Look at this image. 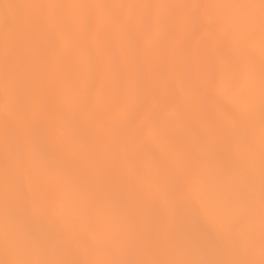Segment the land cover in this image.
I'll list each match as a JSON object with an SVG mask.
<instances>
[{
	"label": "snow or ice",
	"instance_id": "obj_1",
	"mask_svg": "<svg viewBox=\"0 0 264 264\" xmlns=\"http://www.w3.org/2000/svg\"><path fill=\"white\" fill-rule=\"evenodd\" d=\"M0 8V264H264V0H25ZM202 25L234 59L206 64L198 50L183 54L191 116L174 140L153 131L163 145L155 153L144 127L161 108L180 111L172 93L181 53L168 41ZM75 30L97 41L94 51L57 42ZM37 37L50 42L42 62ZM130 54L147 65L156 57L165 74L154 72L146 84L134 64L122 71ZM62 56L81 65L70 81L55 72ZM101 71L111 95L95 88ZM205 93L229 99L226 124L200 118ZM114 140L149 153L145 180L118 176L121 155L109 151ZM210 143L220 164L214 170L207 164ZM68 166L119 184V207L87 179L69 183ZM180 214L187 226L177 227Z\"/></svg>",
	"mask_w": 264,
	"mask_h": 264
},
{
	"label": "bare ground",
	"instance_id": "obj_2",
	"mask_svg": "<svg viewBox=\"0 0 264 264\" xmlns=\"http://www.w3.org/2000/svg\"><path fill=\"white\" fill-rule=\"evenodd\" d=\"M25 2V0H0V4L3 3H18ZM38 2V0H37ZM52 2L58 3H74V4H87V3H100V4H116V3H231L242 2V0H52ZM3 14V9L0 8V15ZM101 40L107 39L105 32L101 33ZM162 38H158L154 42V46L159 44ZM58 43H64L69 49L76 47L83 50L85 54H89L95 50L97 41L90 38L87 34L81 33L78 30L73 33L58 38ZM181 56L178 57V68L180 71L177 74L176 87L172 93V103L179 107V113H174L166 108L158 110L155 117V123L151 126H145L143 129V139L146 143L151 145L153 152L161 153L163 145L160 139L153 134L155 130L159 137H167L169 140L177 138L183 127L184 120L191 116V108L188 104L184 94V81L181 79L183 76V54L191 51H199L205 60L208 62L214 61L218 56H223L229 62L234 59V54L231 48L227 45H223L220 41L212 38L206 28L202 25L199 30L192 33L185 29L182 32L177 33L174 37L168 41ZM49 40L37 37L35 56L38 61H43L45 53L49 47ZM114 58L120 57L119 47L112 50ZM257 62L259 58V48L257 47L255 52ZM142 73L145 83H150L153 73L165 74L166 69L163 64L156 58H153L152 64L147 65L142 60L136 59L130 54L129 62L127 65L121 61V70L127 72L128 68L132 65ZM81 70L80 63L71 56H62L56 61L55 72L57 77L61 81H70L72 77ZM95 88L103 91L106 95H111L112 83L109 78L101 71L95 76ZM162 95L167 96V90H162ZM200 113L201 119L209 120L216 125L226 124L227 109L231 107L229 99L222 94L210 95L205 93L200 99ZM65 115L69 118L72 113L71 110H66ZM3 116L0 114V125H2ZM225 131L227 129L225 128ZM109 151L112 153L121 155V162L117 169L119 177L130 180L133 183L146 179L145 164L151 157L147 152H137L133 144H122L119 140H114L109 145ZM2 153H0V164H2ZM111 165V161L108 162ZM207 164L210 170L218 169L220 164L217 154V145L210 143L207 152ZM153 172L158 171V165L156 162L152 164ZM65 175L69 183L78 182L84 179L89 180L97 187L101 188L105 195L109 198L112 207H119L124 192L119 184H111L104 180L99 174L86 175L83 171L78 170L72 166H68L65 170ZM227 179V177H224ZM23 211H19V217L23 221ZM181 225L187 226L182 214L177 217V227ZM3 226V207H2V193H0V230Z\"/></svg>",
	"mask_w": 264,
	"mask_h": 264
}]
</instances>
